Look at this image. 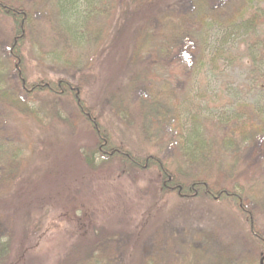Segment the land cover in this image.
<instances>
[{
    "label": "rangeland",
    "instance_id": "374dc122",
    "mask_svg": "<svg viewBox=\"0 0 264 264\" xmlns=\"http://www.w3.org/2000/svg\"><path fill=\"white\" fill-rule=\"evenodd\" d=\"M5 1L31 15L23 47L24 71L30 81L37 77L70 78L82 86L83 96L91 100L95 110L102 114L100 117L112 119L115 131H126L134 146L161 158L180 183L190 184L208 175L210 182L232 187L230 184L239 179L245 188L259 189L264 203V157L259 154L263 149L257 147L250 159L247 142L235 140L232 146H223L222 124L218 118L221 114L230 117L238 113L241 104L257 108L264 118V52L259 53V46L255 45L264 32V25L254 34L247 32L229 41L223 34L211 35L210 44L223 47L224 56L217 67L205 69L191 85L196 92L204 93L190 107L198 124L203 125L200 130L211 141L209 165L201 167L184 153L182 138L163 134L143 107L140 88L152 70L144 61L147 54L142 55L139 64L133 63L131 71L125 69L126 56L129 58L136 48L132 33L135 18L139 17L123 9L129 0H77L81 13L71 12L60 0ZM87 3L92 5L90 15L83 12ZM180 5L185 12L191 2L182 0ZM257 6L264 10V0H258ZM154 8H147L148 13L143 12L141 16L147 13L155 22L151 37L164 51L173 45L198 49L201 37L188 16L162 18V14L154 12L157 6ZM9 24L0 18V55L7 50L4 39L12 33ZM161 25L172 35V40H166L158 28ZM106 36L111 38L107 45ZM205 49L208 52L209 45ZM252 58L257 59L255 71ZM134 71L141 73L142 79L139 88L130 90ZM82 72L92 78L75 80ZM15 82L12 78L0 85L14 86ZM112 92L121 100L113 98L109 102L107 97ZM20 95L34 100L16 105L0 98V186L15 180L20 162L23 165L25 160L35 157L38 130L51 127L64 134L62 124L73 113V101L63 94L55 96L42 91L31 97L25 92ZM65 138L60 137L56 144L66 154L58 159L55 173L46 177L49 179L39 175L52 164V155L42 158L47 162L39 157L41 162L30 166L25 178L33 183L29 181L20 189L12 205L0 202V209L6 213L0 216V264H179L181 248L175 237L187 230L215 232L219 241L232 247L248 264H261L264 248L246 226L233 221L229 200H213L205 194L191 198L175 194L162 196L151 185V173H140L136 179L127 177L132 183L126 179L120 191L115 187L120 181L114 173L109 180L112 185L106 183L102 194L99 190L91 192L87 209L85 206L82 209L86 212L82 230L71 226V216H80L76 210L79 202L74 206L62 205L64 195L60 190H55L53 195L51 191L72 182L73 175L82 170H96L101 162V145L90 130H75ZM207 139L190 136L186 143L190 151L196 152L200 151L197 145L200 149L207 148ZM20 153L21 158L17 157ZM140 186L146 187V191ZM58 202L60 208L55 204ZM259 222L260 229L264 230V204Z\"/></svg>",
    "mask_w": 264,
    "mask_h": 264
},
{
    "label": "trees",
    "instance_id": "16d2710c",
    "mask_svg": "<svg viewBox=\"0 0 264 264\" xmlns=\"http://www.w3.org/2000/svg\"><path fill=\"white\" fill-rule=\"evenodd\" d=\"M180 1L182 0H129L125 2L123 9L135 13L139 17L136 16L135 18V27L132 33L133 39L137 42L136 48H134L132 54L129 52V58L126 56L127 60L124 65L127 72L131 71L133 63L139 64L138 60L141 59L144 53L147 54L144 61L151 66L152 70L149 75L145 76L147 82L140 88L145 111L152 118L154 125L162 130L163 134L172 136V138L179 135L182 138L183 151L190 161L194 163L197 161L201 167H207L209 165V144H211V141L200 130L203 125L198 124L196 116H193L192 107H190L195 101L194 99L203 98L204 93L196 92L191 85L195 84V80L199 79L195 77L201 76L206 71L205 69L217 67L224 56V53H222L223 47L210 44L211 35L214 33L223 34L225 38L228 37L226 41H229L231 38L237 39L247 32L254 34L260 29L261 25H264V10L257 6L258 0H189L191 7L183 12ZM60 3L71 12H80L81 10L77 0H68L67 2L60 0ZM156 6L157 9L154 12L162 14V18L178 19L181 16H188L191 19L201 37V43L197 50L173 45L169 48L170 50L164 51L162 46L155 42L154 38L151 37L150 30L155 29L156 24L150 17H147V8L153 7L155 9ZM83 10V12L90 15L92 5L87 3ZM143 12L147 13L141 16ZM0 18L10 22V30L12 31L7 40L4 39L7 50L0 55V83L12 78L16 80L14 86L7 84L5 87H1L0 85V98H5L11 104L20 105V103L25 104L34 100V98H21V92H25L26 96L31 97L45 91L55 96L63 94L74 103L72 115L67 117L64 124H62V127L65 128L63 130L64 134L51 127L38 130L39 141L38 146L35 145V157L32 156L29 160H25L23 165L20 162L15 180L11 183L4 182L0 186V202L5 204L14 202V199L18 196L17 193L26 187L25 184L31 181L28 177L25 178L28 175H25V173L30 169V166L32 167L37 162H41L39 157L42 159L46 155L53 156L52 164L48 169H44L43 174L39 175L40 178H46L55 173L56 162L62 155L66 154L62 149H58L56 144L60 137L67 139L65 137L71 136L75 130H90L100 141V166L94 171H80L77 175H73L74 180L72 182L62 184L56 188L52 187L51 191L53 195L55 190H60L61 195H64L62 198L64 200L61 203H55L59 208V203L74 206L79 202L76 210L80 212V216L74 214L71 216V226L82 230L81 226L84 227L86 217V212L82 209L84 206L86 207V204L89 205L87 201L92 197L91 192L99 190L102 194L106 183L112 185L109 180L114 173L120 181V183H117L118 186L115 185L119 191L125 185L123 182L126 179L129 183H132L131 179L127 177L136 179L140 173H148V175L151 173V185L162 196L175 194L191 198L205 194L213 200H229L231 205L228 207L233 221L236 225L246 226L264 248V230L260 229L259 222L260 210L264 203L259 189L252 186L245 188V185L239 179H235L230 184L232 187L227 184L220 185L218 182L212 183L207 179L209 178L208 175L200 180H193L190 184L180 183L161 158L134 146L130 137H126V131L122 130L121 133L115 131L116 127L112 119L105 116L100 117L102 114L99 115L95 107L92 106L91 100L83 96V88L77 82L70 80L68 77L57 79L37 77L35 80L30 81L24 71L26 57L23 47L28 38L26 26L31 21V15L14 4L0 0ZM158 28L162 29L166 40H172V35L167 32V29L162 25ZM263 33L259 42L256 41L255 43L256 46H259V53L264 52ZM110 39L106 36L104 41L106 45L111 43ZM208 45L209 51L207 52L205 48H208ZM252 66L255 71L256 58H252ZM92 70L93 67L88 69L87 72ZM87 72L80 73L75 80H83L88 76L92 78ZM141 75L138 71L131 74L130 90L139 88ZM107 98L109 102H113L112 99L116 98V94L112 92ZM37 99L41 100L42 98ZM238 111L230 117L224 114L218 117L219 122L222 124L220 127L221 144L230 147L235 140H241L244 143H249L246 148L250 159L253 158V151L257 147L263 149L259 154L260 157H264V146L262 147L264 143V118L262 113L257 108L246 104H241ZM55 114H58V112H55ZM68 129H71L72 132H67ZM1 136L0 134V138ZM190 136L207 139V148L200 149L197 145L200 151H190L189 148L191 147H188L186 143ZM20 155L17 157L21 158L22 155ZM47 161L42 159V162ZM37 167L36 169L40 168ZM40 172L42 171L40 170ZM40 172L36 171L37 174H40ZM94 177L102 178L94 179ZM38 180L40 182V179ZM39 182H37L38 185L41 184ZM31 183H33V180ZM187 186L188 189L185 190ZM146 189V187H142L143 192ZM76 192H79L80 195L77 196ZM125 194L127 193L125 192ZM90 206L89 209H91ZM4 210L0 209V216L6 214ZM175 241L179 243L178 245L181 248L179 264H248L247 260L240 257L232 247L219 241L215 232L202 231L195 233L187 230L181 235H176ZM156 261H158V258ZM261 264H264V255Z\"/></svg>",
    "mask_w": 264,
    "mask_h": 264
}]
</instances>
